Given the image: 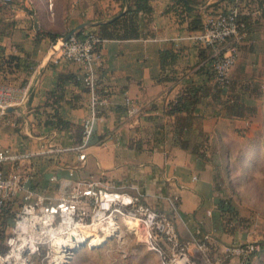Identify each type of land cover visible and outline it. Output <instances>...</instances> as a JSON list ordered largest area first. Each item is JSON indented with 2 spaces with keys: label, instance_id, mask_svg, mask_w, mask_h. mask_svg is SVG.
<instances>
[{
  "label": "crops",
  "instance_id": "crops-1",
  "mask_svg": "<svg viewBox=\"0 0 264 264\" xmlns=\"http://www.w3.org/2000/svg\"><path fill=\"white\" fill-rule=\"evenodd\" d=\"M56 1L52 10L49 0L0 2V54L18 55L30 66L7 75L0 68V84L11 86L21 101L1 123L0 145L35 152L50 146L63 149L37 156V189L56 193L81 180L94 181L99 187L129 189L145 205L166 212L181 238L193 242L196 254L205 235L223 247L222 242L233 236L223 227L217 211V199L222 196L204 146L232 133L226 124L239 118L211 93L204 95L192 115L167 114L169 104L188 84L215 82L202 53L204 47L196 41L201 30L189 28L187 16L173 10L174 0H151L153 12L150 18L141 19L139 37L102 42L97 73L110 93L97 110L92 141L82 160L75 150L77 128L92 112L83 69L61 58L55 42L39 33L55 26L70 31L84 21L108 19L124 9L118 0H70L69 7ZM197 1L204 18L205 10L212 9L210 5L217 0ZM90 28L99 32V26ZM258 32H247L246 38L254 40ZM254 42L253 54L261 47ZM163 50L176 53L175 62L164 69ZM241 60L232 77L245 82L248 66L241 65ZM68 75H77L80 81L66 79L63 96H56L55 103L59 115L73 125L58 128L47 124L55 111L50 98L60 77ZM132 106L136 112H130ZM180 119L189 122L182 135ZM53 175L56 180L51 179Z\"/></svg>",
  "mask_w": 264,
  "mask_h": 264
},
{
  "label": "built area",
  "instance_id": "built-area-1",
  "mask_svg": "<svg viewBox=\"0 0 264 264\" xmlns=\"http://www.w3.org/2000/svg\"><path fill=\"white\" fill-rule=\"evenodd\" d=\"M11 1L0 0L4 3ZM49 7L52 10L53 0H49ZM246 12L247 8L244 6L217 10L207 9L204 12L203 28L196 36L199 45L212 50V57H214L212 69L215 81L222 85L229 83V74L239 60L240 47L247 36V31L239 29L244 24L238 21L239 13ZM254 13L259 14L260 12L257 10ZM102 42L99 32L86 28L81 34L75 32L67 41L63 42L60 38L53 45L59 51L61 58L82 67V81L91 95V115L82 121L83 143L75 147L82 160L86 157L85 149L93 134L97 110L106 103L110 93V89L105 87V82L97 73ZM20 103L12 87L1 83L0 126L9 108ZM136 110L133 106L130 108V112H136ZM62 150L60 147L50 146L42 152H35L0 145V221L7 212L12 217V222L5 226L3 244L8 249L0 250L2 264H34L30 255L51 241L57 257L55 242L75 232L71 228L84 222L86 216L76 209V203L81 197L76 188L86 187L83 196L86 197L93 192L96 201L99 199L102 201L103 197L106 198L109 201L107 209L112 204L122 208L121 204L141 200L139 196L133 198L126 194L106 192L107 190L104 195L100 190V197L96 196L97 193L93 188L98 184L91 180H81L72 184L76 190L73 191L70 199L61 197L58 204H53V198L48 195V191L33 186L39 171L36 158L39 154H54ZM70 174L73 173L70 172ZM51 179L56 180L57 176L53 175ZM63 190L61 192H67L66 189ZM99 208H104L102 203L99 204ZM96 214L99 215L100 211L98 210ZM137 214L141 220L143 233L151 241V249L160 254L163 264H195L191 260L188 246L181 242L175 223L166 212L141 206L134 215ZM161 243L166 249L161 246ZM238 249L243 254H252L259 247L248 244ZM6 257L10 260H5Z\"/></svg>",
  "mask_w": 264,
  "mask_h": 264
},
{
  "label": "rangeland",
  "instance_id": "rangeland-1",
  "mask_svg": "<svg viewBox=\"0 0 264 264\" xmlns=\"http://www.w3.org/2000/svg\"><path fill=\"white\" fill-rule=\"evenodd\" d=\"M56 2L60 5L64 3L67 7L70 4V0H57ZM255 31H259L257 33L259 36L254 40L256 44L260 43L261 47L253 54L251 47L255 42L247 37L241 44L239 57V59L242 58L241 65L248 66L249 77L245 82L249 84L250 92L242 94L241 97L248 103V109L244 116L238 119L239 121L227 122L226 128H229V131L232 130V133L226 132L227 135H224L220 142L213 140L210 145L206 146L207 148L204 146L208 149V154H205L206 159L211 160L215 171L217 191L232 203L238 214L237 217L223 220L225 230L232 233L233 238L222 242V247L216 243L217 240L210 239V235H205V242L200 243L199 256L191 248L193 242L182 239L177 229L181 242L188 246L191 260L195 264H264V148L255 164H250L251 161L244 162L241 158L242 152L248 150L247 148L254 140L258 139L264 143V25L257 27ZM238 61L234 67L239 63ZM232 70L229 74L230 78H233ZM71 186L65 190L67 192L60 190L56 193L48 192V195L53 198V204H58L61 197L70 199L73 191L77 189L81 197L76 203V209L86 216L84 222L71 228L72 231L103 236L110 221L115 222L118 229L116 234H113L114 238L103 247L91 249L87 246L73 253L70 264H163L160 254L151 249V241L143 233L139 215H134L141 206L152 207L140 200L121 204L122 208L112 204L107 209L109 201L106 198L103 197L102 201L100 199L96 201L93 192L91 195L83 196L86 187L81 186L75 189ZM93 189L99 197L100 190L103 191V195L107 190L106 192L126 194L133 198L138 196L129 189H118L117 187L106 189V187L96 186ZM101 203L104 208H99ZM98 210L99 215L96 214ZM93 239L94 237L91 238L92 243H99L103 240ZM3 240L4 238L0 240L1 251L8 249L3 244ZM51 244L52 241L42 245L38 251L30 255L34 264H55L56 252ZM248 244L257 245L259 249L253 255L238 251L239 247ZM161 246L165 247L163 243Z\"/></svg>",
  "mask_w": 264,
  "mask_h": 264
},
{
  "label": "trees",
  "instance_id": "trees-1",
  "mask_svg": "<svg viewBox=\"0 0 264 264\" xmlns=\"http://www.w3.org/2000/svg\"><path fill=\"white\" fill-rule=\"evenodd\" d=\"M121 2L122 9L125 10L124 14L119 18H116L110 23H104L99 26V34L101 40L106 39H129L136 38L140 36L141 28L140 22L143 17L150 18L153 12V7L151 0H118ZM243 4V5H242ZM244 6L247 8L246 13H239L238 21L243 23L244 26L240 27V31L252 32L257 27L264 25V0H217L215 3L211 4L210 7L214 10L217 9H229L230 7ZM173 10L181 17L187 16L189 28L191 30H202L203 28V10L201 8V3L197 0H174L172 4ZM259 11V14L254 13ZM73 30V29H72ZM84 29L78 30L77 33L81 34ZM71 31V30H70ZM69 30H63L61 27H53L51 29H41L39 34L47 35L53 42H57L58 39L64 37ZM202 53L208 63V68H211L210 78L215 80V75L213 71V61L212 50L209 48H202ZM161 65L164 69L167 65L172 64L176 60V53L170 50L161 51ZM30 66L26 64V61L18 55H5L0 54V68L4 74L14 73L19 71L21 68H29ZM72 80L79 83L80 79L77 75H68L67 78L64 76L60 77L57 90L52 92L50 98V104L54 105L55 111L52 112L49 118H47V124L53 125L58 128H69L73 124L67 120H64L57 111V105L55 100L56 96L59 95L61 98L63 95V90L65 88V82L67 80ZM246 82H239L233 78H230L229 83L222 85L221 83L214 82L208 83L206 85H199L196 83H190L185 88L179 96L169 104L167 114L169 115H179L183 112H187L192 115L205 94L211 93V95L220 102V104L226 108V110L240 118L244 116L246 110L248 109V103H246L241 97L242 94H249L250 86ZM187 120H179V133L182 135L184 133L185 127H187ZM77 142L76 145L80 146L83 143V127L82 125L77 128ZM182 140V139H181ZM92 140L90 139L89 142ZM186 140H182L183 144H186ZM247 149L242 152V160L251 161L250 164H255L258 160L264 148V143L256 139L250 144ZM203 156V154L201 153ZM241 160L242 164L244 162ZM35 183H33L34 186ZM217 211L221 219L222 225L224 227L223 220L225 218L237 217V212L232 203L220 197L217 199ZM12 222V217L5 214L0 221V240L5 237V226ZM225 228V227H224ZM264 248V247H263ZM255 253V252H254ZM252 253L251 255H253Z\"/></svg>",
  "mask_w": 264,
  "mask_h": 264
},
{
  "label": "bare ground",
  "instance_id": "bare-ground-1",
  "mask_svg": "<svg viewBox=\"0 0 264 264\" xmlns=\"http://www.w3.org/2000/svg\"><path fill=\"white\" fill-rule=\"evenodd\" d=\"M138 227V226H137ZM117 225L115 222L110 221L109 225L106 228V233L101 236L98 234H82L78 232L70 233L68 237L60 238L55 242L57 247V257L55 258V264H70L72 261L73 253L75 248H79L81 244L85 241L88 242V245L100 244L105 241L109 236L113 235L117 231ZM93 240H101L99 243H92ZM98 238V239H97ZM5 260H10L6 257Z\"/></svg>",
  "mask_w": 264,
  "mask_h": 264
},
{
  "label": "water",
  "instance_id": "water-1",
  "mask_svg": "<svg viewBox=\"0 0 264 264\" xmlns=\"http://www.w3.org/2000/svg\"><path fill=\"white\" fill-rule=\"evenodd\" d=\"M125 10L121 11L120 13H118L117 15H115L114 17L108 18V19H104V20H98V21H84L81 24H79L78 26H76L73 30H71L69 33H67L64 37L61 38V41L65 42L69 39L70 36H72L75 32H77L78 30L81 29H85V28H90V27H96V26H100L104 23H110L112 21H114L116 18H119L120 16H122L124 14ZM14 107H10L9 111L13 110ZM114 238V235L109 236L105 241H103L100 244H94V245H88V242L85 241L81 244V246L79 248H75L74 251L75 253L79 252V250H81L84 247H89L91 249H95V248H100L103 247L105 244L108 243V241L112 240Z\"/></svg>",
  "mask_w": 264,
  "mask_h": 264
}]
</instances>
